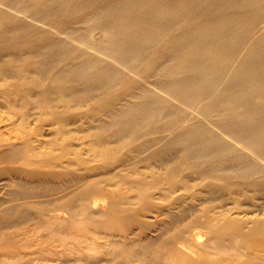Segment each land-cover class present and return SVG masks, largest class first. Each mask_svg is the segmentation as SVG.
<instances>
[{
    "label": "bare ground",
    "instance_id": "1",
    "mask_svg": "<svg viewBox=\"0 0 264 264\" xmlns=\"http://www.w3.org/2000/svg\"><path fill=\"white\" fill-rule=\"evenodd\" d=\"M0 264H264V0H0Z\"/></svg>",
    "mask_w": 264,
    "mask_h": 264
}]
</instances>
